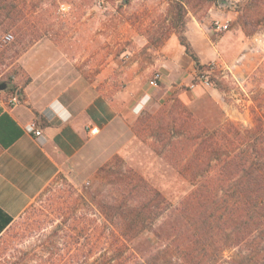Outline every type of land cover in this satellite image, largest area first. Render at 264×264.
Here are the masks:
<instances>
[{
    "label": "rangeland",
    "instance_id": "1",
    "mask_svg": "<svg viewBox=\"0 0 264 264\" xmlns=\"http://www.w3.org/2000/svg\"><path fill=\"white\" fill-rule=\"evenodd\" d=\"M215 19L230 23L229 32L234 39L228 43V50H221L220 54L232 63L235 75L218 63L202 65L198 57L203 69L197 71L189 86L168 88L160 83L158 88H153L149 85L154 92L138 111L134 123L137 118L157 113L164 105L170 110L180 103L209 129L231 122L245 133L261 124L264 132V0H0V36L8 33L14 36L13 42L0 50V83L19 90V82L26 79L19 60L41 40L74 43L81 48L95 46L97 53L91 57L96 59L97 72L110 60L116 64L138 61L148 83L157 72H162L158 61L165 62L167 58L160 49L172 35L179 39L185 36L188 26L204 24L206 31L219 40L217 35L222 33L215 31ZM254 50L257 55L261 54V65L250 75L245 73L240 77L237 72L250 68L249 56L254 57ZM201 73L216 80L212 87L197 83ZM125 88L124 83L115 85L119 91ZM211 88L222 92L230 105L228 110L220 109L209 98ZM146 140L138 138L126 152L113 155L101 167L58 174L1 235L0 264H97V258H77V246L85 242L77 234L80 228L91 229L95 218L91 196L98 195L102 200L115 194L110 186L113 178L100 172L115 156L121 157L127 167L134 168L169 200L171 208L157 225L168 216L179 219L183 201L195 190L191 182L193 175L179 174L169 159L159 155L154 147L173 157L169 151L182 137L164 142L147 136ZM246 147L247 144L243 149ZM127 167H122V171ZM148 237L156 241L152 234ZM250 245L228 249L225 257L264 258V233L256 234ZM128 261L137 264L133 258Z\"/></svg>",
    "mask_w": 264,
    "mask_h": 264
},
{
    "label": "trees",
    "instance_id": "2",
    "mask_svg": "<svg viewBox=\"0 0 264 264\" xmlns=\"http://www.w3.org/2000/svg\"><path fill=\"white\" fill-rule=\"evenodd\" d=\"M179 40L201 72L203 66L187 38L181 35ZM13 92L22 96L15 88ZM133 129L143 141L147 136L164 142L182 137L169 151L173 157L163 149L154 150L169 159L179 174H192L195 190L183 201L179 219L168 216L157 225L171 208L169 200L115 156L100 171L113 178L115 196L102 200L91 196L95 211L91 229H74L85 240L77 246V258H97V264H130V258L137 264H264V258L225 257L226 250L250 247L255 235L264 233L262 125L246 133L231 122L209 129L178 103L173 109L164 105L155 114L137 118ZM13 221L0 209V237Z\"/></svg>",
    "mask_w": 264,
    "mask_h": 264
},
{
    "label": "crops",
    "instance_id": "3",
    "mask_svg": "<svg viewBox=\"0 0 264 264\" xmlns=\"http://www.w3.org/2000/svg\"><path fill=\"white\" fill-rule=\"evenodd\" d=\"M185 36L202 65L218 63L235 75L232 63L220 54L234 39L230 32L214 39L202 24L188 26ZM160 52L167 58L158 61L163 67L161 84L189 86L198 68L175 34ZM255 52L249 56L250 68L237 75H250L261 65L264 57L261 60ZM96 53L95 46L41 40L19 60L26 77L23 82L16 79L22 92L19 103L10 104L15 93L9 85L0 91V209L14 221L61 172L101 167L138 141L134 118L154 92L144 68L138 61L116 64L110 60L97 72L98 64L91 57ZM118 82L126 88L115 89ZM208 93L215 105L228 110L221 91L211 88ZM31 124L42 136L29 132ZM93 128L98 132L92 134Z\"/></svg>",
    "mask_w": 264,
    "mask_h": 264
},
{
    "label": "built area",
    "instance_id": "4",
    "mask_svg": "<svg viewBox=\"0 0 264 264\" xmlns=\"http://www.w3.org/2000/svg\"><path fill=\"white\" fill-rule=\"evenodd\" d=\"M143 1V0H142ZM214 29L217 33H226L230 31V23L228 21H223L220 19H215L213 21ZM14 40V36L11 33L5 34L3 36H0V50L3 49L6 45L12 43ZM162 81V74L160 72H157L150 80L149 85L153 88H158L160 86V83ZM197 83L206 87H212V83L210 82L209 76H207L205 73H201L197 76ZM192 88L195 87L194 84L191 86ZM19 103V97L15 95L11 100V105H16ZM29 132L34 133L37 137L42 136L41 130H38L37 126L35 124H31L28 127ZM98 132V128H93L91 130L92 134H95Z\"/></svg>",
    "mask_w": 264,
    "mask_h": 264
},
{
    "label": "water",
    "instance_id": "5",
    "mask_svg": "<svg viewBox=\"0 0 264 264\" xmlns=\"http://www.w3.org/2000/svg\"><path fill=\"white\" fill-rule=\"evenodd\" d=\"M8 88V84L3 82L0 83V91H5Z\"/></svg>",
    "mask_w": 264,
    "mask_h": 264
}]
</instances>
